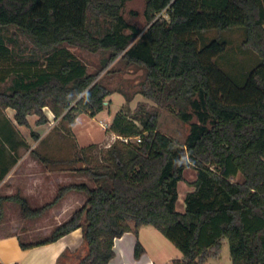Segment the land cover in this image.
<instances>
[{"label":"trees","instance_id":"1","mask_svg":"<svg viewBox=\"0 0 264 264\" xmlns=\"http://www.w3.org/2000/svg\"><path fill=\"white\" fill-rule=\"evenodd\" d=\"M128 1L0 0V64H8L1 68L0 86H8L0 89V110L12 109L18 126L29 128V115L46 125L44 107L70 124L79 112H101L113 92L96 80L115 61L142 70L137 94L154 105L119 111L109 131L139 142L116 139L99 160L93 146L79 150L77 161L31 152L38 166L32 171L73 163L83 166L72 169L81 180L55 184L51 199L36 206L20 189L0 191V227L8 209L33 221L75 194L82 196L77 208L47 235L19 234L22 250L80 229L85 253L74 264H109L116 239L151 226L180 251L178 264L217 259L224 240L231 264H264V0H144L143 29L126 23ZM235 28L243 31L242 48L259 58L241 86L212 63L225 41L213 38L199 48L192 38ZM75 51L101 56L99 69L88 74ZM157 108L189 124L183 146L157 131ZM188 168L195 179L181 214L178 184ZM142 253L136 243L134 257Z\"/></svg>","mask_w":264,"mask_h":264},{"label":"rangeland","instance_id":"2","mask_svg":"<svg viewBox=\"0 0 264 264\" xmlns=\"http://www.w3.org/2000/svg\"><path fill=\"white\" fill-rule=\"evenodd\" d=\"M143 11L144 0L128 1L123 14L126 23L138 29H143L145 26ZM192 38L199 48L213 38H219L227 43L225 51L213 59L212 63L238 86L243 84L245 75L259 63V58L255 53L242 48L241 44L244 36L241 29L235 28L221 33L211 30L206 33H197ZM75 56L85 65L88 74H93L99 69L101 56L90 55L80 51H75ZM21 62L24 61L22 60ZM5 67H8V64H0V76L6 75L5 70L1 69ZM142 78V70H138L135 67H125L122 62L115 61L96 80L107 90L113 92L105 99L107 106L94 116H91L88 112L77 113L72 124L67 120H62L61 117L55 118L52 116V112L48 107L42 108L43 115L46 119L49 117L50 120L49 125H45L46 127L41 129L38 128V131L40 134H46L47 136L40 140L39 135L33 132L32 126L30 130L31 148L35 149L34 152L37 154L41 153L40 155H45L50 160L77 161V157L80 155L79 150L84 149L83 152H89L88 148L93 146L96 150L92 154V157L99 160L100 152L117 139L114 137L108 138L110 131L101 129V123L105 124L107 122L106 120L108 122L112 121L113 117L122 110L129 114L132 113L137 104L147 105L148 107L154 106L152 102L137 94L139 82ZM9 83L7 82L6 84ZM7 86L1 85L0 89ZM120 91L132 98V101L126 102L124 96L119 93ZM5 110H0V119H4L5 115H7L4 114L3 116V111ZM187 113L191 114L190 108L187 109ZM35 117L37 121V116ZM191 118L190 123L196 122L194 116H191ZM35 126H37L36 123ZM8 129L10 128L6 126V130ZM157 131L173 140L177 145L183 146L189 132V124L182 122L169 109L159 108ZM134 143L136 142H129L128 144L133 145ZM6 165L5 161H0V173L2 166L4 167ZM47 167L49 171L57 170V174L60 175L58 177L62 181L61 183L81 180L77 175L72 173V169L76 168L77 164L48 165ZM183 178L184 181L178 184L179 198L176 205V211L181 214L184 213L185 209L184 197L187 193L192 192L189 183L195 179V171L192 168L186 169L183 173ZM235 181L241 182V178L237 177ZM6 186L4 187L6 188ZM47 186H49L48 183ZM51 195L53 196V193L48 188L44 198L45 201H49L52 197ZM81 200L82 196L70 194L54 209L33 221L22 220L15 208L8 209L4 216V222L6 224L2 228L4 229L6 227L5 230H7L13 224L15 233L21 234L31 231L29 232L30 236L36 234L39 238H42L48 234L52 227L65 221L73 210L77 208ZM34 239L38 238H32L31 240ZM124 243L126 245V251L123 260H126L128 264H148L150 262L151 264H178L177 262L182 258L180 251L160 231L151 226L140 227L136 234L133 232L128 233ZM136 243H139L143 250V253L137 259L134 257ZM84 253L85 249L83 245L74 251H66V257L61 260V264H74L76 258L83 256ZM120 262L121 260L117 258L116 262L113 261L112 264H119ZM206 264H231L226 240L222 243L220 256L217 259L209 260Z\"/></svg>","mask_w":264,"mask_h":264},{"label":"crops","instance_id":"3","mask_svg":"<svg viewBox=\"0 0 264 264\" xmlns=\"http://www.w3.org/2000/svg\"><path fill=\"white\" fill-rule=\"evenodd\" d=\"M4 114L7 115H5L4 119H0V161H5L7 165L4 167L2 166V169H5L6 172L3 179L0 181V191L4 190V194L10 195L17 189H20L22 195L26 197L33 206L41 205L45 201L44 198L48 188L52 191L54 185L62 181L61 178L59 179L58 177L60 175L56 173L57 170H47L43 173L32 171V169H37L38 166L30 158V153L35 151V149L31 148L30 130L33 126V132L38 134L41 140L47 135L40 134L38 128L41 129L49 125L50 118L47 117L48 123L46 126H35L36 117L29 115L26 118L29 128L26 129L16 124L13 119L14 111L12 109H6L3 111V116ZM51 115L54 116L52 113ZM106 121L105 123L107 124L111 123V121ZM6 126L10 129L6 130ZM109 137L117 136L110 132L108 138ZM38 154L40 155L41 153ZM41 156L46 157L45 155ZM23 165H25L24 170L21 169ZM57 177L58 179H56ZM58 180L59 182H57ZM47 183L49 186H47ZM6 184L9 185L6 186ZM4 186H6V188ZM2 227L1 225L0 264H57L58 258L62 253L74 251L83 245L82 232L78 229L52 244L22 250L18 240L20 235L15 233L13 224L5 231ZM127 234L114 241L115 257L109 264H112L113 261L116 262L117 258L121 260L119 264H128L126 260H123L126 251L124 242ZM148 264H151V262Z\"/></svg>","mask_w":264,"mask_h":264},{"label":"built area","instance_id":"4","mask_svg":"<svg viewBox=\"0 0 264 264\" xmlns=\"http://www.w3.org/2000/svg\"><path fill=\"white\" fill-rule=\"evenodd\" d=\"M100 126H101V128L103 130L107 131V130H109L110 124L105 123V124H101ZM114 138L115 139L117 138V139L121 140L123 143H126V144L129 143V142H137V143L139 142L138 138H122V137H114Z\"/></svg>","mask_w":264,"mask_h":264},{"label":"water","instance_id":"5","mask_svg":"<svg viewBox=\"0 0 264 264\" xmlns=\"http://www.w3.org/2000/svg\"><path fill=\"white\" fill-rule=\"evenodd\" d=\"M77 167H79V168H80V167H83V166L77 165Z\"/></svg>","mask_w":264,"mask_h":264}]
</instances>
